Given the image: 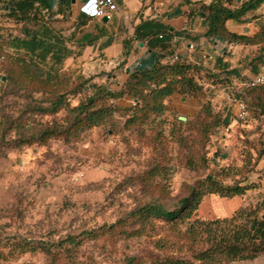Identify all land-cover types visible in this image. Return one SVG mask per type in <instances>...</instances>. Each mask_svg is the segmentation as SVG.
I'll return each mask as SVG.
<instances>
[{"label": "rangeland", "instance_id": "374dc122", "mask_svg": "<svg viewBox=\"0 0 264 264\" xmlns=\"http://www.w3.org/2000/svg\"><path fill=\"white\" fill-rule=\"evenodd\" d=\"M9 2L0 1V137H5L6 144L55 126L66 128L71 121L66 109L55 114L35 113L29 104L49 107L53 94L36 85L34 89L39 90L31 99L7 75L12 73L24 81L10 58H31L15 43V39L23 38L24 29L42 34L45 22L51 29L66 34L64 30L72 20L47 16L45 21L43 16H37V21L22 22L10 16ZM65 39L69 42V38ZM254 53L244 49L235 55L243 60L245 54L249 60ZM42 65L47 71L69 77L71 88L91 80L80 68H67L64 61L56 64L48 58ZM246 69L243 73L247 76L243 75L242 80L224 83L223 87L210 81L197 97L184 99L175 95L177 99H167L165 112L159 117L151 116L144 124L126 127L136 103L124 98L114 102L124 111L68 143L60 138L43 146L16 148L5 146L0 139V264H69L65 258H55L53 262L54 256L25 253L18 247L23 243L53 247L68 237L83 239L84 233H101L137 208L152 203L170 207L209 176L225 186L244 181L257 188L234 201L208 196L193 218L179 226L154 220L140 237L106 235L86 240L75 252L76 261L128 264L131 259L149 262L155 255L191 257L192 244L184 235L189 222L231 217L236 211L230 210L240 201L253 205L263 202L264 117L255 110L247 89L242 88L243 83L256 76L250 73L249 66ZM258 70V74L264 73V66ZM98 85L97 82L78 96H68L71 107L92 95ZM101 86L116 91L114 83ZM234 98L248 105L247 121L236 120ZM209 106L210 113H204ZM227 115L228 126L205 133L214 117L224 120ZM179 116L186 117L187 122H179ZM235 264H264V256Z\"/></svg>", "mask_w": 264, "mask_h": 264}, {"label": "trees", "instance_id": "16d2710c", "mask_svg": "<svg viewBox=\"0 0 264 264\" xmlns=\"http://www.w3.org/2000/svg\"><path fill=\"white\" fill-rule=\"evenodd\" d=\"M60 1L62 7L63 5L70 6L72 3V0ZM45 2L47 4L43 6ZM56 4L57 0H10L8 11L10 16L18 18L22 22H32L38 20L37 15L33 17L30 15L31 12L37 10V6H43L44 9L52 11ZM263 6L264 0H215L211 5H202L200 8L207 26L204 38L208 41L227 46L256 48L249 65L255 75H258V69L264 66V24L253 36L232 33L227 29L226 24L229 21L248 23L251 20L248 16L253 15L252 18H256V12ZM179 13L178 9L174 15ZM45 24L43 22L42 34L29 32L28 41L15 39L17 46L25 50L31 58L28 61L25 57H10L11 64L17 67L14 70H19L18 75L22 74L24 81L19 76L13 77L9 72L7 78L20 90H25L31 99L39 90L34 89L33 86L37 85L50 90L53 99L50 100L49 107L42 105L34 107L32 102L29 104L30 107H33L35 113L40 114H55L66 109L71 115V121L66 128L55 126L41 131L36 136L23 137L9 144L5 143V137L2 135L0 139L7 147L9 145L21 148L33 144L43 146L52 139L60 138L68 143L85 132L104 125L115 113L124 111L114 104L124 98H130L136 103L126 127L144 124L151 116H161L166 110V100L175 95L184 99L197 97L205 92L204 84L210 81L223 87L224 83L229 84L236 79L242 80L243 68L227 69L220 74H215L201 66L187 64L180 60L161 64V54L158 50L160 48L162 51L167 50L171 37L163 25L147 21L136 28L135 40L148 41V46L153 51L152 54L141 60L134 69L128 70V80L120 90L111 91L97 86L92 95L72 108L68 96H78L81 91L88 92L94 85L90 84L91 80H86L80 87L71 88L69 77L44 69L42 64L46 63L48 58L54 60L56 64H60L64 60L63 56L66 57L67 54L63 47L64 41L56 38L55 30ZM83 25L84 23L81 24V26ZM53 39H55V43H53ZM1 45L0 53L3 52ZM125 50L124 55L127 56L129 54L128 43L125 44ZM169 56L173 57L172 54ZM246 92L254 100L255 110L264 117V86L248 88ZM204 113H210V106ZM229 123L228 115L224 120L214 117L212 124H207L205 133L209 134L215 128L222 125L228 126ZM256 188L244 181L235 182L230 187L225 186L221 181L209 176L189 188L188 195L170 207L152 203L135 209L127 217L118 220L117 223L101 233L98 231L87 232L83 234V239L68 237L53 247L46 243L34 246L23 243L18 248L25 253L41 252L47 256H54L53 262H55V258H65L69 264H78L75 252L86 240L92 241L106 235L127 239L140 237L146 232L149 225H153L154 220H162L172 227L179 226L193 218L203 200L208 196L216 195L221 198L234 199L244 197ZM184 235L192 244L191 257L155 255L149 262L131 259L128 264L253 262L264 256V201L256 205L245 201L231 217L210 220L197 219L189 222Z\"/></svg>", "mask_w": 264, "mask_h": 264}, {"label": "crops", "instance_id": "0c3cea01", "mask_svg": "<svg viewBox=\"0 0 264 264\" xmlns=\"http://www.w3.org/2000/svg\"><path fill=\"white\" fill-rule=\"evenodd\" d=\"M88 1L75 0L70 6L62 7L61 1L57 0L52 11L44 9L43 6L47 4L45 2L43 6H37V10L30 15L32 17L37 15L39 18L43 16L45 21L48 20L47 16L55 20H72L64 30L66 34L52 29L55 30L56 38L64 41L63 47L67 54L66 57L63 56V61L67 68L71 66L80 68V72L83 71L84 75L91 79L92 86L98 82L100 84L98 87L103 88L101 84L114 83V89L120 90L128 80V70L134 69L141 60L152 54L148 41L135 40L136 28L147 21L160 23L171 37L169 48L164 51L161 48L158 50L161 54V64L180 60L201 66L215 74L234 68L248 71L246 68L250 65L251 59L248 60L244 54L242 60V57L235 54L244 49L246 53L248 50L256 51L255 47L227 46L211 43L204 38L207 26L200 8L202 5H211L215 0H116L120 12L108 23L101 19H88L80 12L81 7ZM178 9L180 13L174 15ZM252 16H248L251 18L248 23L227 22V29L238 35L253 36L264 24V6L256 12V18ZM28 35L29 30L24 29L23 38L20 40L28 41ZM65 38H69V42ZM126 43L129 45L127 56L124 55ZM190 46L194 48L190 49ZM171 54L173 57L169 56ZM249 68L253 74L251 66ZM243 75L247 76V73H242V78ZM172 98L177 99L178 96ZM237 198L239 197L233 201ZM242 202H237L230 211H237ZM228 206L230 203L225 209Z\"/></svg>", "mask_w": 264, "mask_h": 264}, {"label": "built area", "instance_id": "2783aa9c", "mask_svg": "<svg viewBox=\"0 0 264 264\" xmlns=\"http://www.w3.org/2000/svg\"><path fill=\"white\" fill-rule=\"evenodd\" d=\"M80 12L87 18L101 20L106 18L110 22L120 12V7L116 0H89L81 7ZM193 48V46H190V49ZM258 86H264V73L258 74L253 79L242 84V88L246 89ZM232 105L236 120L240 122L247 121L250 114L248 105L236 98L232 100Z\"/></svg>", "mask_w": 264, "mask_h": 264}, {"label": "water", "instance_id": "95a60500", "mask_svg": "<svg viewBox=\"0 0 264 264\" xmlns=\"http://www.w3.org/2000/svg\"><path fill=\"white\" fill-rule=\"evenodd\" d=\"M73 3H75V0H72ZM204 16V14H202ZM104 23H108V20L105 18L103 19ZM3 81H5V78H3ZM178 121L182 122V123H186L187 122V118L183 117V116H179L178 117Z\"/></svg>", "mask_w": 264, "mask_h": 264}]
</instances>
